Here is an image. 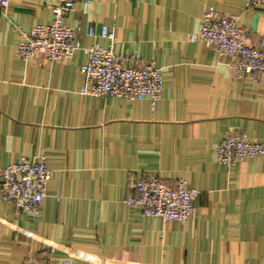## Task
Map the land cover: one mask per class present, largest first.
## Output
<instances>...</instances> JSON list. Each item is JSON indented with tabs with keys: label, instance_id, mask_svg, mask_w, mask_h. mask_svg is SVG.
I'll return each instance as SVG.
<instances>
[{
	"label": "crops",
	"instance_id": "0c3cea01",
	"mask_svg": "<svg viewBox=\"0 0 264 264\" xmlns=\"http://www.w3.org/2000/svg\"><path fill=\"white\" fill-rule=\"evenodd\" d=\"M246 1L75 0L62 22L83 46L161 70L152 106L80 94V51L57 63L19 60L18 29L47 24L56 0H9L0 10V168L42 154L52 177L37 216L0 199V264H264V156L226 167L214 153L228 136L264 142V80L236 77L228 56L188 40L212 8L258 43L264 5ZM102 26L114 42L87 36ZM149 176L198 191L185 224L125 205L129 184Z\"/></svg>",
	"mask_w": 264,
	"mask_h": 264
},
{
	"label": "built area",
	"instance_id": "2783aa9c",
	"mask_svg": "<svg viewBox=\"0 0 264 264\" xmlns=\"http://www.w3.org/2000/svg\"><path fill=\"white\" fill-rule=\"evenodd\" d=\"M93 0H80L90 5ZM248 7L264 5V0H247ZM9 0H0V10ZM75 0H56L47 24L36 25L28 31L18 29L16 57L26 63H57L68 60L80 51L85 57L80 73L84 83L79 93L94 97H117L127 101L148 99L154 106L162 89V73L153 63H146L135 55H114L109 49L95 44L83 46L75 30L63 25L64 17L74 9ZM88 37L115 41L114 33L106 26L98 32L92 27ZM188 40L202 42L228 56L236 77L246 76L253 81L264 80V37L252 44L249 35L237 25V17L207 8L197 31ZM217 162L226 167L234 162L264 156V142L251 141L245 135L228 136L215 148ZM52 171L46 158L39 154L22 157L0 168V199L13 205L22 214L37 216L46 197ZM198 191L184 179L177 178L168 186L157 176L132 181L124 203L135 208L144 218L174 221L185 224L194 211ZM25 264H56L43 257H31ZM68 264V263H62Z\"/></svg>",
	"mask_w": 264,
	"mask_h": 264
}]
</instances>
